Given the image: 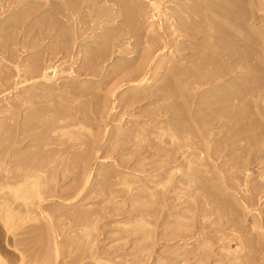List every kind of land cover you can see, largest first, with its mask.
<instances>
[{"label":"rangeland","instance_id":"1","mask_svg":"<svg viewBox=\"0 0 264 264\" xmlns=\"http://www.w3.org/2000/svg\"><path fill=\"white\" fill-rule=\"evenodd\" d=\"M12 1L14 2V4H17L18 6L20 5L18 8H14V10L16 11L20 9H24V8L26 9L27 7H33V6L35 7L38 6V7L30 15L27 16L26 20L22 24H20V26L18 25V26L13 27V29L12 28L7 29L6 27L9 22L8 23L6 22L10 20L13 14V9L8 8L7 5L9 3L11 4ZM30 1L32 0H18V1L17 0H0V26H2L0 28V106L4 108L5 105H7V103L8 104L11 103L9 106L13 107L14 109L18 108L16 109L18 112V116L16 117V119L20 122L19 123L20 125H21L20 120L25 114H28L29 116L31 115L32 117L28 116L29 122L31 123L30 126L33 125L32 122H34V125L36 126L33 125L35 128V129L33 128L34 130L28 127L30 129V135L28 139L30 138L29 140H33L35 136L38 137L41 135L42 137L43 134H46L42 137L43 139L42 141L45 144L49 143L50 145L49 146L47 145L48 147L47 146L42 147L44 143L41 141V139H39L41 142L39 140L37 141V139L33 140V142L37 144V145L32 146L34 148L27 147V146L22 147L23 144L21 146L11 145L9 143L11 142L10 134L11 135L13 134V131L15 130L14 127L17 126L16 120L14 121L11 119V116H12V113H11L12 108H11L8 112H3V114L0 113V151H1L0 160L7 161L5 163L7 165L3 164L2 168H4V166L5 167L8 166L6 167L8 171H12L13 167H11L12 166L11 161L9 162V160H11L10 158L13 157L12 152L13 154H15L20 149L18 153H16V154H20L19 152L23 153L26 150L28 151V148H29V150L31 149L35 151V154H37L36 160L34 161L33 164H37L41 166L42 168H46V172L44 176L46 179L45 190L47 193H45L44 196L48 197L47 198L48 202L47 201L46 202L48 206H50L49 207L51 209L50 212L52 213L51 217H53L55 224L58 225V227H60L61 225L63 226L61 228V231L59 230L60 235H58V239H59L58 242H60L62 246L60 245L61 252L57 258L58 260L56 259L57 264H72L74 260H75L74 262L77 261L78 264H82L84 262L90 261V258H92L93 256L94 258L98 257V259L102 260L104 263H108L106 261H109L110 264H120V263L123 264L124 262H126V260L127 262L124 264H135V263L138 264L137 260L140 261V262L138 261L140 264H162V263L169 264L170 262L172 264H189L188 261L185 262V260L181 259L182 256H180L181 258L179 256L178 257L176 256L180 253H183V250L177 248V246L176 247L173 246L174 240L170 237V232L173 229H175V225H176L175 220H174L175 215L177 213H181V211L183 212V209H185L186 207L185 205L188 206V204L185 202H184L185 204L183 203L179 204L180 200L181 199L186 200L188 197L199 199L202 196V193H204L203 195L207 197L205 200H208L209 198H210L209 200L213 199L212 204L209 205L210 207L207 206L206 207L207 210H204V211L208 213L210 209H211L210 212L218 209V211L220 210L219 211L220 213L218 214L224 215V213H226L225 212L226 210H224L222 207L223 202L221 199L224 198L227 194L232 193L234 189L239 191L241 187L244 188L241 182L245 178V177L243 178L245 174L244 173L242 174V172L243 170L245 172L246 169H248L249 171V173L246 172L249 174L246 177L247 179L248 178L252 179L250 181H252L251 183H253L252 184L253 186L255 185L254 188L256 189V193L258 194L257 190L261 192L258 194L259 200H257L258 203L255 204L256 206L254 207L249 206L248 209L247 208L244 209L245 211L243 213H242L243 211V208H242V211H240L242 215L240 219L244 218L247 224V223H250L251 220H253V218L257 219L256 216L258 215L261 216V218H262V215L264 216V142H263L264 140L261 141L262 137L264 138V135H263L264 134V118H263L264 116H260V114H256V113L250 114L248 116V120L249 119L250 120L249 121L247 120L249 122L247 124V127L237 125L236 130H235L236 132L240 130L239 132H241L242 135L249 136V139H250L249 142H251L254 145H252L251 143L245 142L244 140H242L243 142L238 143V145L236 146V149L238 152L235 151L236 155L234 152L233 156L234 155L235 156L232 157V159L234 160L232 159H230V161L228 160L229 161V162L227 161L228 164H225V162L224 164L223 162H220L216 168H213V171L215 170L213 175L211 174L210 176H207V177L203 176L202 177L203 179L201 178V180L200 179L198 180L199 182L197 181L199 185L196 183L194 184V186L196 187L194 186L193 188L191 187L192 189L201 187L202 188V189L200 188L201 190L195 189L194 190L195 192H194L191 188L190 189L185 188V190L184 188L183 189L176 188V189H173V191L171 192L169 191L171 188L169 183L165 184V186L167 187L169 186V187L168 189H166L167 187H164V189H166V191L163 190L164 193H162L163 191H161V188L159 187H158L159 189L156 188V191L160 190L158 192L160 195L161 193L163 194L161 195L162 197L159 195L160 198L157 196L160 200V203L156 197H153L150 199L146 191H142V190L140 191L136 189V187L141 184L140 183L142 181L141 179L144 178L142 183H145L144 181H146V184H147L149 180H156L157 178L159 180L162 179L164 177V174L166 173L165 169H163L166 162L164 164V159L161 156L162 153L154 152L155 149L154 148L152 149V147L154 146L153 140L151 141V139L150 140L148 139L145 142H142V144H140L137 149L135 147L132 148V145L134 144L132 141H127L126 143L125 142L119 143V145H117L118 143L113 142V140L114 141L116 140V137L115 139L112 138L114 133L116 134V132L118 133L121 130L134 126L135 122L136 123L140 122V124L141 122H143L144 124H147L146 122H148L147 120H149L151 124L154 122L153 123L154 125L155 123H159L163 120L162 121L163 123L161 122L163 126L164 123L166 125V120H167L169 125L172 124L171 127L173 125H176V123L187 125V121L179 119L177 114H175L174 112L175 110L176 111L178 110V106H180L182 108V111H184V107H182L183 106L182 102H184L183 96L185 93V89L183 86L185 84V80L188 76L189 71H191L194 68V65L199 61V60L196 61V59H198V56L200 55V53L197 49L195 48L192 49V47L183 48V44H185L186 42H188L186 43L187 45L200 43L202 41L201 40L203 36L202 34L200 33H198L200 35L193 34L196 37L194 36L191 37L192 36L191 35L189 36L191 37L190 38L191 40L186 41V42L179 41V43H177L173 47L174 50L172 54L167 56V58L169 57L168 59L170 61V60H174L173 59V55H174V57L176 56L175 60H178L179 62L177 64L175 63V66L173 64L172 67H171V63L162 64V67L158 70L159 72L156 75L155 80L149 86H144L139 90L133 91L132 93L131 92L127 93L125 92V89H127L126 87H128L129 84L126 83V80H129L130 78L129 81H132L136 79L134 77H137V74L139 71V64L141 62L140 58L142 60V54H143L142 52L143 49L141 47H143L144 44L142 45V42L145 43L147 41V38L149 37L147 34H143L141 35V37L140 35L138 36L133 35V36H129L128 38H126L127 40L124 39L122 42H128L130 46L122 50L125 52L123 53V52H120L119 50L117 51L115 47L110 46V43H108L107 44L108 46L106 45V47L103 46L105 45V42L110 38V36H108L107 34L104 37H106V39L107 37L109 38L104 42L102 41V39L98 38L97 34H99L100 30H103V29L98 30L99 32L97 34L92 35L91 37L89 36L92 32L91 31L92 23L90 19L92 18V15H94V12L95 11L98 12V9H100L98 13L99 15L101 14V18L103 17L104 19L103 15L105 14V11L106 13H108L112 8H114L112 3L109 5V2H108L105 5V3L98 2L96 0H88V2L87 0H41V1L38 0V2H35V3L31 2L32 3L31 4L29 3ZM151 1H154V0H136V1L134 0L133 2L135 7H137L136 9L138 10V12L136 9H135L136 11L135 10L132 11V17L135 15L133 18L135 20L137 19L138 22L139 20L140 22H142L140 24H141V27L143 26L144 30L146 29L145 26H148L149 24H153L154 26H156V24L159 23L161 19L163 23H165L166 19H169V21L171 20L173 21L174 19L176 20V18L173 15H175L176 12H178V11H174L175 9H177V6H175V4L172 1L168 0L166 2H163V0H160V1L155 0V2L157 1V3L160 2L159 9H153L151 6L152 5ZM11 6H13V4H11ZM68 8H70V10ZM73 14L75 15L74 17H73ZM153 15L155 16L153 17ZM157 16L159 20L157 19ZM144 23L145 25H143ZM115 24L116 25L120 24V21L117 20ZM109 30L110 29L105 28L103 31L109 32ZM172 36H169L170 40ZM195 38H198V39L200 38V39L197 40ZM53 43L54 45L52 46ZM81 45L83 46V48ZM88 45H93V46L95 45V47L99 46L98 48L99 50L97 52L96 58L93 60V63L86 62V58L84 57L85 56V53H83L85 49L84 47ZM102 46L104 48H102ZM126 51H128L129 54H127ZM84 62L86 64H84ZM34 66L37 72L42 71L48 77L51 78L50 84L53 86V88H57V87L58 88L57 90L55 89L56 92L54 90L53 92L54 95L52 93L51 96L48 97L50 100H52L51 102L49 101L47 97H45V99L44 98H36V99L33 98L32 102L30 103V107L29 105H27V107L30 108V112H29V109L26 108L25 106H23L19 110V107L21 106H19V104L15 101L18 99H21V97L26 98L27 93L25 92H28V97H29L30 96L29 94L35 91V89L31 87V86H34L35 83L34 81L29 80V81H26V82L24 81L22 83H18L17 85H14L13 82L23 81V77H24L22 76L23 71L24 70L28 71L29 69L31 70ZM90 70L93 71L92 74L90 73L88 74V71ZM131 77L133 78L131 79ZM35 82L36 83L40 82V79H38V81L35 80ZM80 83L82 85H80ZM95 87H97L98 90L97 88L94 89ZM27 88H30V89H27ZM154 88L159 90V91H156L157 92L155 93L156 95L147 94L149 99L145 97L146 96L145 94L149 93L150 90L152 89H153L152 91H154ZM36 91L38 92V90ZM180 92L181 93L183 92L182 94L183 96H180L181 95ZM124 93H125V97H124ZM157 94L160 96H158ZM16 95L17 96L20 95L18 96V99ZM142 96L144 97L142 98ZM149 96L150 97L153 96L151 98L153 101L150 99ZM46 98L48 99V101ZM134 98L135 99L138 98V101L137 99L134 100ZM140 98L142 99L140 100ZM34 99H35V102H34ZM73 99H76V102ZM112 99L114 102V106L112 105L113 104ZM180 100H182V102ZM255 100L257 101V105L261 104L264 106L263 104L264 101H260L259 99H255ZM47 102H50L49 105ZM32 104H33V107H31ZM170 104L172 108L170 107ZM175 104H178V105L176 106ZM41 106L42 107L45 106L46 108H42ZM162 107H163V110H165L166 112L162 110ZM25 108L28 109V113L23 111V110H26ZM35 108L37 111H35ZM43 109H45V111ZM172 110H173V114H171ZM33 111H35V113ZM39 111H42V112H39ZM37 112H39L38 115H37ZM157 115H160L158 116L160 117V119L157 118ZM64 117H65V120L61 121L58 124V127H61V126L63 127L71 123L72 124L76 123L77 121H82L84 122L83 123L84 125L86 123V125L90 126L91 130L93 128L94 132L93 130L92 132L94 134L97 133L95 134V138L96 137L98 138V135L101 136L100 138L96 139V140H99L98 142L100 143L98 144L90 143L88 139H86L87 134L84 130L78 131L77 129L75 130L76 131L75 132L73 129L71 130L72 134L74 135L83 134V135L80 136V138L74 143V144L76 143L78 144L74 145L73 148H68L67 146L73 142L72 140H69V142L66 141L68 139V136H67L68 134L66 136L62 132H56L52 134L50 132L52 129L48 128L46 130L44 126L46 125V127H48L53 122V120H56L57 118L64 119ZM34 118L36 121L34 120ZM162 118H164L165 120ZM175 118L176 120H180V121H176ZM38 120H40L41 122H39ZM183 121L185 122L183 123ZM150 123L149 125H151ZM20 125L16 127V129L17 128L20 129ZM239 127L240 128L242 127V128L240 129ZM37 128H38V131H37ZM237 128H239V130H237ZM116 129L118 131H116ZM108 138L110 140H108ZM257 139H259L260 141L259 140L257 141ZM64 141L65 143L67 142L66 145L62 144L61 146L60 144L59 146V143H64ZM83 141H84V145L82 149L80 144L83 143ZM33 142L31 141L30 143H32L33 145L34 144ZM260 142L262 143V146ZM248 144H250L251 146L250 148ZM77 145L78 147L79 146L80 147L79 148L75 147ZM147 145L149 149L147 148ZM91 146H92V149H91ZM16 147H20V148L16 150L15 149ZM57 147L60 149H58ZM22 148L26 150L23 151ZM133 149H136V151L135 150L133 151ZM47 152H49L48 156H46ZM64 152L65 154H63ZM128 152L130 153L128 154ZM55 153H57V156H56L57 158L53 157L55 156ZM85 154H89V156L91 154L92 158L91 157L90 158L92 160L90 158L89 160H90L91 166L93 167H91L92 171H91V176H89L90 178L88 182V188L83 192L82 195L76 196V192H74V187L76 186L75 184H77L78 180H80L83 177L81 175L82 173L79 174L80 173L79 171H82L80 168L81 167L80 159L84 157ZM247 155L251 163L249 161L241 162V160H239L242 157L247 156ZM52 157H53L52 160H54L52 162L53 164H48V161H50ZM251 157L252 159L250 160ZM47 159L49 160L47 161ZM137 161L140 163V165L136 164ZM234 164H238V165L235 166ZM239 164L241 165L239 166ZM246 164H248V167ZM245 166L246 168H244ZM64 167H67V168L65 169ZM239 167L240 168L242 167L241 170ZM2 168L0 169L1 170L0 175L2 173ZM55 168L57 171H55ZM60 170L62 171L65 170V171L62 172ZM221 170H223V172ZM239 171L240 172L242 171V172L239 173ZM60 172L64 174L62 175ZM116 172H118L119 174ZM123 172L125 174H122ZM115 174L117 176H114ZM126 174L130 176H126ZM124 175H125V178L127 177L128 178L124 179ZM210 177L212 178V180H210L211 179ZM221 178L224 180H222ZM124 180H126L129 184L126 183V181ZM131 180L133 182H131ZM220 182L221 183L224 182L227 184V189H225L227 192L226 191L223 192L221 191V189H217V187H212L213 184L215 185L221 184ZM124 183L127 185H130V184L132 185V186L130 185V187L132 188L131 192H128L126 190V185ZM149 183H148V186H151L152 184L151 183L149 184ZM229 183L231 186H229ZM236 183L240 184L241 187H238V186L236 187L237 185ZM209 185L211 186L212 189L210 188ZM233 187H234L233 190H229V189H232ZM212 190H214V192L216 193H214ZM216 190H219L220 193L219 191L217 192ZM183 191L184 193L182 194ZM185 191L186 192L191 191V193L185 194ZM209 191L211 192L209 193ZM109 193H110V196H108L107 198V195ZM173 193L174 194L177 193L180 200L178 198L175 199V197L177 196H175ZM129 194H131L132 197H129L131 196ZM257 194H255L256 198L258 196ZM136 195H138L137 199H136ZM144 195L145 196L147 195V197H145ZM218 197H219V200H218ZM104 198L105 199L107 198L108 200L105 201ZM130 200L132 201L130 202ZM137 200L139 203L135 202V203H138L135 205L133 201H137ZM162 202L165 204H163ZM213 205L216 207H213ZM141 207H143V209ZM250 208L252 210H250ZM221 211H223V213H221ZM83 213L87 217L90 215L91 216L90 218H92V220L94 219L93 227L86 229L88 232H90V236L88 240L86 241L83 240L82 238L86 230L85 229L82 230V229L74 227L75 225L79 226V225H82V223L83 224L87 223V222L85 223L80 220H76L77 215L80 216ZM138 213L149 214L147 217L144 216L145 217L144 219L148 222L150 221L151 226H142L141 224H139L136 220L137 218L135 217ZM150 214H152V216ZM216 216L217 215L215 216L213 215V217H211L210 220L216 219L217 218ZM259 216L258 218H260ZM172 221H174L173 222L174 225L172 224ZM263 221H264V218H263ZM262 226L264 227V223L262 224ZM26 229L27 228H24L23 230L25 231ZM213 229L214 227L212 225L211 227H208L205 230L211 231ZM133 230L134 232H131ZM17 231L19 232L18 234H16L17 238H15V236L13 237L10 233L6 235L7 238H4L5 234L0 228V243H1L0 248L2 245L5 246L4 249H7L9 251L7 252V254L9 253L8 255L17 254L22 251L21 253L26 257L25 259L27 260H30L32 255H35L34 256L35 258L36 256L37 257L40 256L39 257L40 260L39 261L36 260V263L38 262L39 264H41L44 261L43 258H44V255H46L45 252L47 251L48 253L47 261L48 262L46 264H50V263L55 264L56 260L54 258V253L51 248L47 235H45L46 236V242H45V236L43 238L42 234H41L42 237L39 236L40 232L37 233V231H41V230L35 229L34 232H32L33 230H31L28 234L21 233L22 232L21 229L20 230L17 229ZM45 231L47 234L48 229H46ZM148 231L150 235L149 233H147ZM131 233L133 234L131 235ZM210 234L214 236L213 232L209 233V235ZM24 236H28V238L27 240L23 241L22 237ZM11 237H13L14 241L12 240ZM262 237H264L263 234H262ZM14 238L16 240L17 239L19 240L16 241ZM261 241H260L261 244H259L258 246L259 248L254 250L256 253L253 251L254 255L250 254L251 264H264V257H263L264 256V250H263L264 240H261ZM213 243L215 244L214 241ZM213 243H212V248H216L218 244L214 245ZM7 244L10 245V247L9 246L7 247ZM13 244L16 245L17 247V251L16 249L14 250L16 253H14L13 251L14 249L12 248ZM88 245H90L91 248L89 249L86 248ZM3 246L1 248L2 250H3ZM177 251H179L180 253L173 254L174 252H177ZM5 253L0 252V254L2 255L1 257L7 260L9 256L8 255L6 256ZM89 254L92 257H89ZM82 258L84 259L82 260ZM173 259H174V262H172ZM40 261L42 262L40 263ZM182 261H184V263Z\"/></svg>","mask_w":264,"mask_h":264},{"label":"bare ground","instance_id":"2","mask_svg":"<svg viewBox=\"0 0 264 264\" xmlns=\"http://www.w3.org/2000/svg\"><path fill=\"white\" fill-rule=\"evenodd\" d=\"M96 1L105 3V5H106V3L109 2V5L112 3L114 6V8H112V6H111L112 9L109 12L107 11L108 13H106V11H105V14L103 15L104 19H103V17L101 18V14L99 15V13H98L100 9H98V12L95 11L94 15H92V18L90 19L91 23H92V28H91L92 32H91V34L88 33V34H90L89 35L90 37L92 35L97 34L99 32L98 30H100V29H103V30L105 28L110 29L109 32H107L108 30L106 32L103 30H100L99 34H97L98 38L102 39L103 42L109 38V37H107V39H106V37H104L106 34L108 36H110V38L105 42V45H103L104 47H106V45L108 43H110V46L115 47L117 49V51L119 50L120 52L125 53L122 50L128 48V46H130V45L128 42H122L124 39L128 38L129 36H133V35H137V36L140 35V37H141V35L147 34L149 36L145 43L142 42V45L144 44L143 47H141L143 49L142 60L140 58L141 62H140V64L138 63L139 64V71H138L137 77L133 76L136 79L129 81L130 78L128 77L129 80H126V83L129 84V86L126 87L127 89H125V92H127V93H129V92L132 93L133 91L139 90L144 86H149L155 80V77L159 72L158 70L162 67V64L171 63V67L173 66V64L175 66V63L177 64L179 62L178 60H175L176 56L174 57V55H173L174 60H170V61L168 59L169 57L167 58V56L172 54V52L174 50L173 47L177 43H179V41H185V42L189 41V40H191L190 39L191 37H193V36L196 37L193 34L200 33L203 35L201 38L202 41L200 43L194 42L195 44H192L193 43L192 42L191 43L192 45H187L186 43H188V42H186L185 44H183V48L184 47H190V48L192 47V49L195 48L200 53V55L198 56V59H196V61H198V60L199 61L194 65V68L191 71H189L188 76L186 78V80L188 79L187 82L185 80V84L183 83L184 84L183 87L185 89L184 96L182 95L183 92L182 93L180 92V94H181L180 96H183V98H184L183 99L184 102H182V100H180L183 103L182 107H184V111H182V108L180 106H178L177 111L173 108L175 110L174 113L177 114L179 119L187 121V125H183L181 123L180 124L176 123V125H173L171 127L172 124L169 125L167 120H166V125L164 123L163 126L161 124V122L163 120L161 122H159L160 121L159 120L158 121L159 123H155L154 125H153L154 122L151 124L149 122V120H147V121L151 125H149V123L146 121H144V122H146L147 124H144L143 122H141V124H140V122L137 121L138 123L135 122L134 126L127 128V129H124V130H121L118 133L116 132V134L114 133V135L112 134L113 135L112 138L115 139V137H116V140L115 141L113 140V142L118 143L117 145H119V143H123V142L126 143L127 141H132L134 143L132 145V148L135 147L136 149L139 147L140 144H142V142H145L148 139L149 140L151 139V141L153 140L154 146L152 147V149L153 148L155 149L154 152H161L162 153L161 156L164 159V164L166 162V164L163 168V169H165L166 173L165 174L163 173L164 177L160 180L158 178H157L158 180L157 179L156 180H149V182L152 184L151 186H148V183H149L148 181H147L148 182L147 184H146V181H144L145 183H142L144 178L141 179L142 180L140 182L141 184L139 183L140 185L137 186L136 189L140 190V191L141 190L146 191L150 199L153 197H156L160 203V200H159L160 194L158 193L160 190L156 191V188L157 189L161 188V191H163V190L166 191V189H168V187H169V186L168 187L165 186V184H167V183H169V185L171 187L169 190L171 192L173 191V189H176V188H179V189L184 188V190H185V188H187V189H190L191 187L193 188L194 184H196L199 179L201 180V178L203 176L207 177V176H210L211 174L213 175V173L215 171V170L213 171V168H216L220 162H223V164H224V162H225V164H228L227 161L228 160L230 161V159H232V157H234L236 155V152H238L236 149V146L238 145V143L243 142L242 140H244L245 142L251 143V142H249V140H250L249 136L242 135V133L239 132L240 127L237 128V130H239L238 132H236L235 130H236L237 125L247 127V124L249 123L248 121L250 120V119L248 120V116L252 113H256V114H260V116H264V106L261 104L257 105V101L255 100V99H259L260 101H264V0H169V1H172L175 4V6H177L178 10L175 9L174 11H178V12H176V14L173 15L176 18V20L174 19L173 21L172 20L169 21V19H166L165 23H163L162 19H161L160 20L161 23H160V21L157 24L154 23V24H156V26H154L153 24H149V25L147 24L148 26H145L146 27L145 30L143 29V26L141 27L140 23H142V22H140V20L138 22L137 19L135 20L133 18L135 15L132 17V11H134L137 8V7H135V5L133 3L134 0H96ZM166 1H168V0H163V2H166ZM12 2H11V4H13V6H11L10 3L7 5L8 8L13 9L12 17L10 18V20H8L6 22V23L9 22L7 27H6L7 29L8 28L13 29V27L18 26V25L20 26V24H22L26 20L27 16L30 15L38 7V6L37 7L33 6V7H27L26 9L25 8L24 9L19 8L20 10L16 11V10H14V8H18L20 5L18 6L17 4H14V2L13 3ZM31 2L35 3V2H38V0H32L29 3H31ZM87 2H88V0H87ZM151 4H152L151 6L153 9H159V7H160L159 6L160 2L157 3V1L155 2V0L151 1ZM65 5H67V4H65ZM68 9L70 10V8H68ZM73 12H75V11H73ZM137 12H138V10H137ZM74 16L75 15L73 14V17ZM154 16L155 15H153V17ZM157 19L159 20L158 16H157ZM117 20L120 21V24H118V25L115 24V22H117ZM143 25H145V23ZM5 26H6V24H5ZM1 27L2 26H0V28ZM175 32H177V33H175ZM180 32H182V33H180ZM200 34H198V35H200ZM99 35H100V37H99ZM172 35H174V36H172ZM169 36H172V38L170 37L171 40L169 39ZM189 36H191V37H189ZM143 38H144V36H143ZM195 39L199 40L200 38L199 39L195 38ZM53 45H54V43L52 44V46ZM138 45H139V43H138ZM103 46H102V48H104ZM51 48H53V47H51ZM82 48H83V46H82ZM84 48L85 49H84L83 53H85L84 57L86 58V62L93 63V60L96 58L97 52L99 50L98 49L99 46L95 47V45L94 46L88 45V46H85ZM126 52H127V54H129L128 51H126ZM182 56H184V55H182ZM84 64H86V63L84 62ZM88 65H89V63H88ZM137 68H138V66H137ZM24 71H23V75H22V76H24L23 81H15V82H13L14 85H17L18 83H22L24 81L26 82V81L32 80V81H34L35 84H34V86H31V87H33L35 89V91H33L32 93L29 92L30 93L29 97H28V92H25V93H27L26 98L21 97V99H18V96H20V95H18V96L16 95L18 100H16L15 102H17L19 104V106H21V107H19V110H20V108L25 106L26 108L29 109V112H30L29 107H30V103L32 102L33 98H35V99L36 98H44L45 99V97L48 98L49 96H51V94L54 92L55 89L57 90L58 87L53 88V86L50 84L51 78L48 77L44 72L41 71L42 72L41 73L39 71V69H38L39 72H37L35 66L31 70L29 69L28 71H26V70H24ZM89 73L92 74L93 71L90 70V71H88V74ZM133 74H135V73H133ZM133 77H131V79ZM38 79H40V82L36 83L35 80L38 81ZM80 85H82V84L80 83ZM96 88L97 87H95L94 89H96ZM27 89H30V88H27ZM88 89H89V87H88ZM36 90H38V92ZM56 90H55V92H56ZM97 90H98V88H97ZM152 90H150L149 93L145 92L146 96L143 93L142 94L148 98L147 94L153 95V94L157 93L156 91H159L155 88H154V91H152ZM178 91H180V90H178ZM160 94H161V92H160ZM53 95H54V93H53ZM144 96H142V98ZM158 96H160V95H158ZM180 96H178V97H180ZM124 97H125V93H124ZM152 97H150V99ZM142 98H140V100ZM35 99H34V102H35ZM48 99H47V101H48ZM136 99L138 101V98H136ZM136 99L134 98V100H136ZM180 99H182V98H180ZM73 100L76 102V99H73ZM49 101L51 102L52 100L49 99ZM50 102H47L48 105ZM112 102H113V99H112ZM261 103H263V102H261ZM10 104L7 103V105H5L4 108L0 106L1 107L0 113L3 114V112H8L12 108L11 119L14 121L16 120V125H17L16 127H18L20 125L19 124L20 122L16 119V117L18 116V112L16 109H18V108L14 109L13 107L9 106ZM43 104H42V106H43ZM27 105H29V107H27ZM112 105L114 106V102ZM175 105L177 106L178 104H175ZM31 107H33V104ZM170 107H171V104H170ZM42 108H46V107L44 106ZM28 109L23 110V111L28 113ZM37 109H39V108H37ZM43 110L45 111V109H43ZM162 110H163V107H162ZM35 111H37L36 108H35ZM35 111H33V112L35 113ZM163 111H165V110H163ZM39 112H42V111H39ZM39 112H37V115L39 114ZM31 114H32V112H31ZM171 114H173V110H172ZM28 116H29L28 114H25L22 117V119L20 120L21 121L20 129L19 128L16 129V127H14L15 130L14 131L12 130L13 134L12 135L10 134L11 142H9L11 145H13V146L20 145L21 146L23 144L22 147H24V146L32 147L34 145H37L33 142L34 139L35 140L37 139V141L39 139H41V141H42L43 140L42 137L44 135H46V134H43L41 137V135L39 134L40 136H38V137L35 136V138L33 140H29L30 138L28 139V137L30 135V129H33L34 126H36V125H34V122H32V121L31 122L34 126L33 125H32L33 127L30 126L31 123L29 122L28 118L31 115L29 117ZM34 116H35V114H34ZM158 116H160V115H157V118L160 119V117H158ZM162 119H164V118H162ZM32 120H33V118H32ZM34 120H35V118H34ZM40 120H38V121L41 122ZM63 120H65V117H64V119L57 118L56 120H53V122L48 127H46V125H44V126H45L46 130L48 128L49 129L51 128L52 130L50 132L52 134L56 133V132H62L63 134H65V136L68 134L67 135L68 139L66 141L67 142H69V140L73 141L72 143H70V145L67 146L68 148H73L74 145L78 144V143H76V144H74V143L80 138V136L83 135V134L77 135L75 133L76 132L75 130H77V129H78V131L84 130L86 132V134H87L86 139H88V141L90 143H92V144L93 143L94 144L100 143V142H98L99 140H96V139L100 138L101 136L98 135V138L97 137L95 138V134H97V133L94 134L93 128H92V130H93V132H92V130L90 129V126L86 125V123L84 125L83 124L84 122L77 121L76 123H73V124L71 123L67 126L58 127V124ZM175 120H176V118H175ZM51 121H52V119H51ZM176 121H180V120H176ZM45 122H47V121H45ZM184 122L185 121H183V123ZM142 123H143V125H142ZM89 125H91V124H89ZM249 127H250V125H249ZM11 128H10V130H11ZM38 128H37V131H38ZM45 129H43V130H45ZM73 129H74V131H75L74 133L76 135L71 133V130H73ZM116 131H118V130L116 129ZM61 136H62V134H61ZM110 136H111V134H110ZM259 138H260V136H259ZM45 140H46V138H45ZM108 140H110V139L108 138ZM258 140L259 139H257V141ZM263 140H264V138L262 137L261 141H263ZM31 141L34 143L33 145H32V143H30ZM37 141H35V142H37ZM66 143H65V141H64V143H59V146H60V144H61V146H62V144L66 145ZM148 143H150V142H148ZM47 145L49 146L50 144L44 143L42 145V147H46ZM80 145H81V148L83 149L84 141ZM252 145H254V144H252ZM120 146H121V144H120ZM248 146H249V148L251 147L250 144H248ZM261 146H262V143H261ZM35 147H37V146H35ZM75 147H78V145ZM85 147H87V146H85ZM94 147H95V145H94ZM18 148H20V147H16L15 149L17 150ZM32 148H34V147H32ZM147 148H148V145H147ZM58 149H60V148H58ZM91 149H92V146H91ZM136 149H133V151L134 150L136 151ZM24 150H26V149H23V151ZM18 151L16 153H18ZM70 152H72V151H70ZM234 152H235V155L233 156ZM16 153L13 154V152H12L13 157L10 158L11 160H9V162L11 161V165H12L11 167H13L12 171H8V169L6 168L8 166H6V167L4 166V168H2L3 164H5L7 161L6 160L5 161L0 160V169L2 168V173L0 175V228L2 229L3 233L5 234L4 238H7L6 235L9 233L13 237L15 236V238H17L16 234L19 233L17 231V229H19V230L21 229L22 232L21 231L20 232L23 234H26V233L28 234L31 230H33L32 232H34L35 229L41 230V231H37V233L40 232L39 236H41V234H42L43 238L45 235L48 236L51 248H52L53 253H54V258L56 260L59 256L60 252H61L60 251L61 243L58 242V240H59L58 235H60L59 230L61 231V228L63 226L61 225L60 227H58V225L55 224L53 217H51L52 213L50 212L51 211V209L49 208L50 206H48V204H47V202H48L47 198L48 197L44 196L45 193H47L45 190L46 179L44 176L45 172H46V168H42L41 166H39L37 164H33L34 161L36 160V155H37V154H35V151H33L31 149L29 150V148H28V151L26 150L23 153L19 152L20 154H16ZM89 153H90V151H89ZM129 153L130 152H128V154ZM48 154H49V152L46 153V156H48ZM63 154H65V152ZM63 154H61V155H63ZM44 155H42V156H44ZM50 155H51V153H50ZM56 156H57V153H55V156H53V157H56ZM53 157L51 158L50 161H48L49 159H47L48 164H53L52 163L54 161V160H52ZM58 157H60V156H58ZM90 157L92 158L91 154H90V156H89V154H85L84 157H82L80 159V166H81L80 168L82 171H79L80 172L79 174L82 173L81 175L83 177L80 180H78L77 184H75L76 186L74 185L75 186L74 192H76V196L82 195L83 192L88 188V182H89V178H90L89 176H91V171H92L91 167H93V166H91V163L89 160ZM237 158H238V156H237ZM251 159H252V157L250 158V160ZM232 160H234V159H232ZM239 160H241V162H246V161H249V157L247 155V156L242 157ZM137 162H136V164L140 165V163L139 162L137 163ZM235 162H237V161H235ZM252 162H254V161H252ZM230 164H231V162H230ZM5 165H7V164H5ZM234 165L236 166L238 164H234ZM240 165L241 164H239V166ZM246 165L248 167V164H246ZM11 167H9V168H11ZM161 167H163V166H161ZM64 168L66 169L67 167H64ZM237 168H238V166H237ZM241 168H240V170H241ZM244 168H246V166ZM258 169H259V167H258ZM55 171H57L56 168H55ZM60 171H62V170H60ZM64 171L65 170H63L62 172H64ZM221 171L223 172V170H221ZM241 172L239 171V173H241ZM246 172L249 173L248 169H246L245 172H244V170L242 172V174L243 173L245 174V176H243V178L244 177L245 178L241 182L243 184L242 186H244V188H242L240 186V184L236 183L237 184V185L235 184L236 187L237 186L241 187L239 191L234 189V187H233L232 189H229V190L234 189V191H232V193L227 194L225 197L222 195L224 197L221 199L223 202L222 207L224 210H226L225 211L226 213H224V215L221 214L222 216L220 214H218V213H220L219 212L220 210L218 211V209L215 211H212V212H210L211 211V209H210V211L208 210L209 211L208 213L206 211H204V210H207L206 207L207 206L210 207L209 205H211L213 202L212 201L213 199L209 200L210 198L208 200H205L207 197H205V195H203L204 193H202L201 197L199 196L200 197L199 199H194V198L188 197V196H190V195H188L187 196L188 198L186 200H182V199L180 200L177 193H175V194L173 193L175 196H177V197L174 196L175 199L178 198L180 200L179 204H181V203H183V204L187 203L188 204V206L185 205L186 207H185V209H183V212L180 209L181 213H177L174 217L176 225H175V229H173L170 232V237L174 240L173 246H175V247L177 246V248L182 249L183 253H180L179 251H177V252H174L173 254L180 253L176 256L177 257L182 256V258L181 257L180 258L182 260H185V262L188 261L189 264H251L250 254H253L255 252L254 250L259 248L258 246H259V244H261L260 241L264 240V237H262V234L264 235V233H263L264 227L262 226V224L264 223V221H263L264 216L262 215V218H261V216L258 215L260 218H258V216H256L257 219L253 218V220H251V222L247 223V224H246V220L244 218L240 219V217L242 216L241 212H240V211H242V208H243V211H242V213H243L245 211L244 209H246V208L248 209L249 206L250 207L256 206L255 204L258 203L257 200H259L258 194L261 192V191L259 192L257 190L258 194L256 193V189L254 188L255 185L254 186L252 185L253 183H251L252 181H250L252 179H249V178L247 179L246 176L249 174ZM116 173H118V172H116ZM122 174H125V173L123 172ZM114 176H117V175L115 174ZM126 176H130V175L126 174ZM127 178H125V175H124V179H127ZM134 178H136V177H134ZM210 180H212V178ZM222 180H224V179H222ZM48 181H50V180H48ZM124 181H126V180H124ZM131 182H133V181L131 180ZM134 182H135V180H134ZM126 183H128V182L126 181ZM222 183H224V182H222ZM222 183L216 184V185L213 184L212 187H217V189H221V191L224 192V191H226L225 189H227V184L226 183L222 184ZM211 184H212V182H211ZM125 185H126V190L128 192H131L132 191V188L130 187L131 184L130 185L125 184ZM229 186H231L230 183H229ZM164 187H167V188L164 189ZM194 187H196V186H194ZM123 188H124V186H123ZM200 188H195V189H200ZM210 188H211V186H210ZM229 188H231V187H229ZM195 189H192V190L194 191ZM214 189H216V188H214ZM44 190H45V192H44ZM140 191H138V192H140ZM212 191L214 192V190H212ZM216 191L218 192L219 190H216ZM210 192L211 191H209V193ZM162 193H164V191ZM162 193H161V195H163ZM183 193H184V191L182 192V194ZM187 193H191V191H188V192L185 191V194H187ZM214 193H216V192H214ZM219 193H220V191H219ZM255 194L258 195L257 198H256ZM129 195H131V194H129ZM212 195H214V194H212ZM108 196H110V193L107 195V198H108ZM137 196L138 195H136V199H137ZM129 197H132V195ZM145 197H147V195ZM215 197H216V195H215ZM107 198L106 199L104 198L105 201L108 200ZM65 199H67V198H65ZM131 199H133V198H131ZM175 199H174V201H175ZM163 200H165V199H163ZM218 200H219V197H218ZM131 201L132 200H130V202ZM141 201H142V199H141ZM260 201H261V199H260ZM133 202L135 205L139 203L138 200L133 201ZM135 202H138V203H135ZM153 202H155V201H153ZM108 203H109V201H108ZM131 204H133V203H131ZM163 204H165V203H163ZM216 206H217V204H216ZM216 206L213 205V207H216ZM218 206H220V205H218ZM213 207H211V208H213ZM141 208L143 209V207H141ZM214 209H216V208H214ZM250 210H252V209L250 208ZM223 211H221V213H223ZM254 211H255V209H254ZM256 213H257V211H256ZM259 214H261V213H259ZM148 215L149 214H147V213L146 214L145 213L144 214L138 213L135 216L137 219L136 218L135 219L142 226H151L150 221L148 222L144 219ZM150 215L152 216V214H150ZM213 215L214 216L217 215L216 216L217 218L214 217L216 219L210 220V218L213 217ZM90 217H91L90 215L87 217L84 213L81 214L80 216L77 215L76 220H80V221H83L85 223L87 222V223L86 224L82 223V225H79V226L75 225L74 227L82 229V230H84V229L86 230L87 228L93 227V224H94L93 220L94 219L92 220V218H90ZM173 222L174 221H172V224H173ZM139 224H137V225H139ZM212 225L214 227L213 230H211V231L205 230L206 228L211 227ZM22 228L23 229L27 228V229L24 231ZM46 229H48L47 234L45 231ZM73 231H74V229H73ZM131 232H134V230ZM212 232H213L214 236H212V234L209 235V233H212ZM147 233H149V231ZM132 234L133 233H131V235ZM149 235H150V233H149ZM89 236H90V232H88L86 230V232H85V234H83L82 238H83V240L86 241V240H88ZM13 237H11L12 240H13ZM27 238H28V236H24V237H22V240L23 241L27 240ZM29 239H30V237H29ZM17 240H19V239H17ZM213 241L215 242V244L213 243ZM45 242H46V236H45ZM212 243L214 245L218 244L217 247L212 248ZM0 245H1V243H0ZM48 245H49V243H48ZM2 246H1V248H2ZM8 246L10 247V245L7 244V247ZM4 247L5 246H3V250L0 248V252H4V253L6 252L5 254L7 256L9 254V253L7 254V252H9V251L7 249H4ZM12 248H14L13 251L15 249L17 251L16 245L13 244ZM86 248L89 249L91 247H90V245H88ZM21 252H19L17 254H13V255H11V254L8 255L9 257L7 260L3 259L1 257L2 255L0 254V264H39L38 262L36 263V260L39 261L40 256H38V257L36 256V258H37L36 259L34 257L35 255H32L33 257L31 256L30 260H27V259H25L26 257ZM14 253H16V252L14 251ZM45 253H46V255L48 254L47 251ZM46 255H44V258H43L44 261L42 260L44 263L42 261H40V263L42 262L41 264H46L48 262L47 261L48 255H47V257H46ZM86 256H88V255H86ZM89 257H92V256L89 254ZM83 259L84 258H82V260ZM57 260L55 261V264H57L56 263ZM31 261H32V263H31ZM74 261L72 262V264H78L77 261L76 262H74ZM138 261L139 260H137V263L140 264L139 263L140 261L139 262ZM50 262H52V261H50ZM106 262L109 263V261H106ZM126 262H127V260H126ZM126 262H124V263H126ZM172 262H174V259ZM182 262L184 263V261H182ZM108 263H104L102 260H99L98 257L94 258V256H93L92 258H90V261L84 262L82 264H108ZM50 264H52V263H50Z\"/></svg>","mask_w":264,"mask_h":264}]
</instances>
